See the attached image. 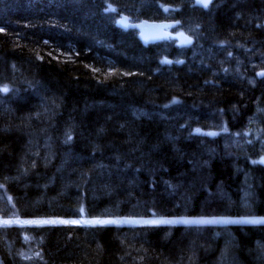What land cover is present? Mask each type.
Returning a JSON list of instances; mask_svg holds the SVG:
<instances>
[{"label":"trees","instance_id":"16d2710c","mask_svg":"<svg viewBox=\"0 0 264 264\" xmlns=\"http://www.w3.org/2000/svg\"><path fill=\"white\" fill-rule=\"evenodd\" d=\"M214 2L206 11L191 0H0L3 264H28L25 251L38 264H264V224L11 222L80 207L91 218L264 215V165L208 135L216 117L242 130L249 107L264 108V0ZM164 5L196 30L189 48L144 46L115 23L121 10L163 19ZM238 42L253 85L215 60Z\"/></svg>","mask_w":264,"mask_h":264},{"label":"rangeland","instance_id":"374dc122","mask_svg":"<svg viewBox=\"0 0 264 264\" xmlns=\"http://www.w3.org/2000/svg\"><path fill=\"white\" fill-rule=\"evenodd\" d=\"M124 13H127L124 10H121ZM118 14L116 15V20L118 18ZM173 33L174 40H178L180 34L184 33L187 36L191 37V34L193 32V29L190 27H186L185 29H176ZM234 51L231 49H228L226 53L232 54ZM223 57L222 55L220 56ZM235 62L236 69L238 70L239 75L241 79L243 80H249L250 79V85L255 80L251 81V76L248 75L247 71L250 68L251 62L247 57L242 58V64L239 59L236 57L233 58ZM167 62V61H166ZM165 61H162L161 64L163 65L166 63ZM166 64H169L168 62ZM243 70H242V68ZM9 92V88L7 86H1L0 88V102L4 99L2 96H4L5 93ZM171 106V105H168ZM256 109V113H253V108L249 107L248 113L246 114L245 122L247 123L245 127V134L243 135L244 138H242V134L238 130H230L228 129V124L224 121H220L218 117L214 118L215 122L212 124L211 129L213 130L211 136H220L223 142V145L227 149H234L236 152L241 153V155L245 156V154L249 153H259L260 155L264 156V136L261 140L260 135H264L257 132V125H260L262 128H264V108L256 105L254 107ZM139 112V111H138ZM149 112H146V110L141 111V115L145 114L148 115ZM161 113V112H160ZM167 113V112H164ZM217 115L219 116V113L216 114V112H212L211 115ZM207 130V131H209ZM245 141V142H244ZM246 143H251L247 148H245ZM261 162L264 163V158L262 157ZM252 192L247 189L245 193L246 196H251ZM264 220V215L261 216H244V217H198V218H186V217H180V218H174V217H165V216H151V217H132V216H123V217H88L85 213V210L83 207L79 208L77 211L76 216L72 217H44L39 219H33V220H22V221H14L11 220L12 223H17L19 225H37V226H43V225H75V226H175V225H186V226H192L193 228H200L207 225H222L225 223H183V221H228V223H251L248 221H262ZM148 221H152V223H146ZM161 221H174V223H162ZM2 220H0V223ZM251 224H262V223H251ZM24 259L29 262L28 264H38L41 263L37 257V254L32 251H27L22 253L21 255Z\"/></svg>","mask_w":264,"mask_h":264},{"label":"water","instance_id":"95a60500","mask_svg":"<svg viewBox=\"0 0 264 264\" xmlns=\"http://www.w3.org/2000/svg\"><path fill=\"white\" fill-rule=\"evenodd\" d=\"M209 0H207V3ZM198 4L205 6L202 0H198ZM119 27L124 29L127 28H136L140 31L139 37L141 38L144 44L157 42L161 40H167L170 36L168 28H171L175 25V22H149L143 21L141 23H130L127 16H122L118 22ZM184 41V39H183ZM0 264H3L0 258Z\"/></svg>","mask_w":264,"mask_h":264},{"label":"snow or ice","instance_id":"6c2138e0","mask_svg":"<svg viewBox=\"0 0 264 264\" xmlns=\"http://www.w3.org/2000/svg\"><path fill=\"white\" fill-rule=\"evenodd\" d=\"M202 2L207 5V0H202ZM162 223H174V221H161ZM228 223V221H183V223ZM251 223H264V220L262 221H248ZM146 223H152V221H148Z\"/></svg>","mask_w":264,"mask_h":264},{"label":"bare ground","instance_id":"6f19581e","mask_svg":"<svg viewBox=\"0 0 264 264\" xmlns=\"http://www.w3.org/2000/svg\"><path fill=\"white\" fill-rule=\"evenodd\" d=\"M148 5V4H147ZM234 73V74H233ZM237 73H238V71L236 70V71H232L231 72V75L233 76V78H235V77H237V78H239V79H241V77L239 76V75H237ZM223 75V74H222ZM241 80H243V79H241ZM244 81V80H243ZM245 81H248V80H245ZM260 106V105H259Z\"/></svg>","mask_w":264,"mask_h":264}]
</instances>
